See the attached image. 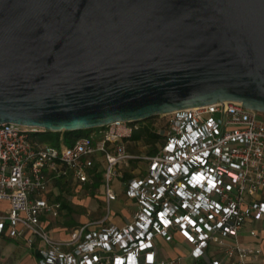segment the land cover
Instances as JSON below:
<instances>
[{
    "label": "built area",
    "instance_id": "1",
    "mask_svg": "<svg viewBox=\"0 0 264 264\" xmlns=\"http://www.w3.org/2000/svg\"><path fill=\"white\" fill-rule=\"evenodd\" d=\"M145 128L159 135L155 151H131L142 143L133 135ZM41 131L0 123V235L23 239L36 264H256L264 252L239 240L246 228L258 238L256 223L264 221L263 112L240 101L211 103L115 121L72 145L40 141ZM97 154L105 161L107 215L57 238L49 229L63 210L56 182L92 186ZM131 161H144L124 182L135 209L127 223H111L114 181ZM179 237L186 254L160 253L161 240Z\"/></svg>",
    "mask_w": 264,
    "mask_h": 264
},
{
    "label": "water",
    "instance_id": "2",
    "mask_svg": "<svg viewBox=\"0 0 264 264\" xmlns=\"http://www.w3.org/2000/svg\"><path fill=\"white\" fill-rule=\"evenodd\" d=\"M226 101L264 113V0H0V123L94 131Z\"/></svg>",
    "mask_w": 264,
    "mask_h": 264
},
{
    "label": "rangeland",
    "instance_id": "3",
    "mask_svg": "<svg viewBox=\"0 0 264 264\" xmlns=\"http://www.w3.org/2000/svg\"><path fill=\"white\" fill-rule=\"evenodd\" d=\"M145 145L143 142L141 146ZM131 151L138 153H145L141 148L137 149L136 146L130 145ZM146 150L149 147L145 148ZM144 168V161L129 162L128 165H121L120 170H135L136 168ZM64 196L69 199L68 204L73 207L74 211L68 214L67 209H63L60 215L54 219L49 229H52L55 235L64 236L70 234L73 228L86 224L93 223L95 221L103 219L107 215V204L102 199V186L100 185L91 194L83 192L82 194H77L70 190L64 193ZM128 199L126 197L121 198L119 201L111 204L110 209L113 212L111 220H119L120 218H125V216L131 215L134 212V205H127ZM69 215L73 218L71 223H76L75 225H70L67 223L69 220ZM7 243V245H5ZM5 246V249L3 250ZM9 249H13L15 254H10L12 257L10 261L7 259V254L10 253ZM4 251V252H3ZM22 253L31 254L32 250L25 246L23 241L15 240L12 238H4L0 235V259L3 264H21L24 260ZM25 264H36V256L31 254V259ZM200 264H203L200 262Z\"/></svg>",
    "mask_w": 264,
    "mask_h": 264
},
{
    "label": "crops",
    "instance_id": "4",
    "mask_svg": "<svg viewBox=\"0 0 264 264\" xmlns=\"http://www.w3.org/2000/svg\"><path fill=\"white\" fill-rule=\"evenodd\" d=\"M134 146V145H133ZM137 149L141 148V150L143 149L142 146H136ZM130 149V148H129ZM131 150V149H130ZM135 152V151H133ZM96 164L99 165L98 170L102 171V178H103V172H104V168H105V161L102 155L97 154L96 155ZM122 171V170H121ZM123 177H119L116 178L114 181V187L118 193V198L116 201H119L121 198L126 197L125 193H124V188H125V184L124 182L127 180L124 176V174L126 172L132 174L131 176L134 175L135 172H137V170H123ZM94 179V178H93ZM129 179V178H128ZM94 183V182H93ZM101 186H102V199L105 202V196H104V188H103V182H101ZM98 189V188H97ZM79 190V191H77ZM58 195L61 193L60 192V188L58 187V185H56V190H55ZM72 191H74L77 194H82L83 192L87 193V194H91L92 192H94V188H93V184L92 186L86 185L83 188H77V186H75ZM112 202V203H114ZM128 202V201H127ZM127 205H134L131 202L126 203ZM131 215L125 216V218H120L118 221L113 219L110 220L111 223H115V224H119V225H123L125 223H127L130 219H131ZM255 223H253L252 225H254ZM257 227H258V232H259V237L258 238H253L249 235L248 233V229L246 228L239 236V240L241 241V243L243 244H254V243H259L262 246H264V221L263 222H257L256 223ZM52 234L57 237V238H65L67 237L69 234L64 235V236H59V235H55V233L53 232V230L51 229ZM2 236L4 238H10L4 234H2ZM15 240H20L23 241L25 246L27 247L25 241L23 239H16V238H12ZM5 245H7V243H5ZM5 249V246L3 248V250ZM160 253L165 255V256H175L178 254H186L188 252V246L185 245V243L183 242V240L179 237L177 239L176 242H164L163 240H161V245H160ZM10 253L7 254V259L10 261V258L12 257V255L10 254H15V252L13 251V249H9ZM4 252V251H3ZM32 255L36 256L33 251L31 253ZM31 254L28 253H22V255L24 256V260L21 264H25L28 260L31 259ZM1 260V259H0ZM2 261V260H1ZM256 264H264V252L261 254V256H259Z\"/></svg>",
    "mask_w": 264,
    "mask_h": 264
},
{
    "label": "trees",
    "instance_id": "5",
    "mask_svg": "<svg viewBox=\"0 0 264 264\" xmlns=\"http://www.w3.org/2000/svg\"><path fill=\"white\" fill-rule=\"evenodd\" d=\"M92 132V130H85V131H64V132H51V131H41L39 132L38 139L40 141H46L50 142L54 145H59L61 142V138H63V141L67 145H72L73 142L82 135H88ZM133 140H140L145 145L149 146L148 152L153 153L155 151V143L159 140V135L155 132H152L150 129L145 128L140 132H136L133 135ZM136 162V161H133ZM99 168V165H96V170ZM132 174L126 172L124 174L125 178L128 179L131 177ZM102 182V171L97 170L96 174L94 175V183L93 188L96 190ZM56 185L60 188V194L56 197L57 200L61 201L62 203V209H67L68 214L72 213L74 211L73 207H71L68 202L69 199L64 196V193L67 191L72 190L76 184L64 180H59L56 182ZM73 221V218L69 215V220L67 221L68 224L75 225L76 223H71Z\"/></svg>",
    "mask_w": 264,
    "mask_h": 264
}]
</instances>
